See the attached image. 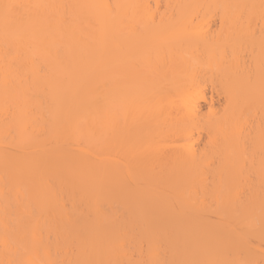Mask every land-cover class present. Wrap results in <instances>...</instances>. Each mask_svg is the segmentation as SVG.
I'll return each mask as SVG.
<instances>
[{
	"label": "bare ground",
	"instance_id": "1",
	"mask_svg": "<svg viewBox=\"0 0 264 264\" xmlns=\"http://www.w3.org/2000/svg\"><path fill=\"white\" fill-rule=\"evenodd\" d=\"M149 1L0 0V264H264V0Z\"/></svg>",
	"mask_w": 264,
	"mask_h": 264
},
{
	"label": "rangeland",
	"instance_id": "2",
	"mask_svg": "<svg viewBox=\"0 0 264 264\" xmlns=\"http://www.w3.org/2000/svg\"><path fill=\"white\" fill-rule=\"evenodd\" d=\"M150 1H151V0H150ZM150 1H149V2H150ZM152 1H153V0H152ZM152 1H151V2H152ZM160 1L163 2L164 0H160ZM160 1H158V2H160ZM151 2L149 3V5H150V6H151V5L153 6L154 4H152ZM161 4H163V3H161ZM161 4H160V5H161ZM152 6H151V7H152ZM162 6H163V5H162ZM162 6H161V8H163ZM164 6H165V5H164ZM153 7H154V6H153ZM164 9H165V8H164ZM164 9H162V10H164ZM259 21H260V20H259ZM259 23H260V22H259ZM259 23H256V26H255V27L258 28L257 25H259ZM260 25H261V24H260ZM248 49H250V48H248ZM242 50H243V49H242ZM251 50H252V49H250L249 51H251ZM249 51H248V52H249ZM248 52L244 51V53H242L241 56H243L245 53H248ZM251 54H252V52H250V55H251ZM248 55H249V54H247V55L245 54V57L243 56V58H247V57H249V58L251 57V58H252V56H248ZM249 58H248V59H249ZM251 58H250V59H251ZM250 59H249V60H250ZM245 60H247V59H245ZM250 61H251V60H250ZM257 244H258V243H257ZM257 244L254 243L255 246H256ZM260 246H262V245H260ZM260 246H259V245L257 246V250H263V249H264V247L262 248V247H260Z\"/></svg>",
	"mask_w": 264,
	"mask_h": 264
}]
</instances>
